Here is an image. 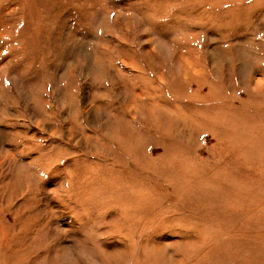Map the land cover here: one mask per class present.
Returning a JSON list of instances; mask_svg holds the SVG:
<instances>
[{
  "label": "rangeland",
  "instance_id": "obj_1",
  "mask_svg": "<svg viewBox=\"0 0 264 264\" xmlns=\"http://www.w3.org/2000/svg\"><path fill=\"white\" fill-rule=\"evenodd\" d=\"M0 264H264V0H0Z\"/></svg>",
  "mask_w": 264,
  "mask_h": 264
}]
</instances>
